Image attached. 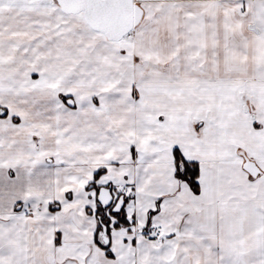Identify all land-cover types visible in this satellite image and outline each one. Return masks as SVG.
<instances>
[{"label":"snow or ice","instance_id":"snow-or-ice-1","mask_svg":"<svg viewBox=\"0 0 264 264\" xmlns=\"http://www.w3.org/2000/svg\"><path fill=\"white\" fill-rule=\"evenodd\" d=\"M0 264H264V0H0Z\"/></svg>","mask_w":264,"mask_h":264}]
</instances>
